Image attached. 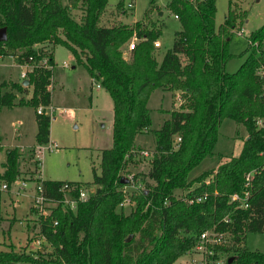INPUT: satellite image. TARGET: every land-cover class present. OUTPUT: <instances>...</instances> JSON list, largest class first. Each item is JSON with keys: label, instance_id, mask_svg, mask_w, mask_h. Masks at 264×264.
I'll return each instance as SVG.
<instances>
[{"label": "trees", "instance_id": "16d2710c", "mask_svg": "<svg viewBox=\"0 0 264 264\" xmlns=\"http://www.w3.org/2000/svg\"><path fill=\"white\" fill-rule=\"evenodd\" d=\"M107 2L0 0V28L7 31L0 56L34 66L27 72L29 85L0 81V108L32 107L37 145L50 142L52 117L46 109L51 106L56 44L71 51L92 84L97 81L113 102L112 145L100 151V173L93 169L95 191L75 210L57 205L39 217L37 232L45 245L35 252L11 245L0 248V264H174L209 229L227 234L208 257L214 264H264V251L245 244L248 233H264V71L259 73L264 70V23L249 33L246 57L230 73L225 69L233 57L229 44L244 12L229 8L215 29L216 0H170L167 8L178 16L181 28L158 59L154 42L160 28L149 27L145 19L132 25H101ZM76 9L81 11L79 20L73 16ZM134 36L138 40L125 55L123 46ZM41 60L46 63L39 64ZM158 88L179 91L181 104L153 131L147 180L132 188L131 181L122 178L130 175L128 165L140 158L142 148L134 139L149 129L147 103ZM224 118L247 131L240 153L188 180L192 168L212 153ZM20 159L17 147L7 149L0 178L15 182L21 174ZM248 172L251 195L248 207L240 208L230 196L247 189ZM63 182L42 180L46 195L60 199ZM67 182L78 188L83 184ZM197 196L205 198L185 200ZM126 199L134 205L128 213L120 206ZM223 253V261L216 263Z\"/></svg>", "mask_w": 264, "mask_h": 264}, {"label": "rangeland", "instance_id": "374dc122", "mask_svg": "<svg viewBox=\"0 0 264 264\" xmlns=\"http://www.w3.org/2000/svg\"><path fill=\"white\" fill-rule=\"evenodd\" d=\"M169 1L134 0V6L128 7L129 0H108L99 22L101 25L102 20L104 25H132L145 19L149 27L157 26L161 30L158 38L161 45L157 47L155 54L160 59L171 48L175 31L181 28L178 19L167 8ZM229 8L245 13L244 19L238 20L229 44L233 57L227 62L225 69L231 73L238 69L246 57L244 51L247 36L264 23V0H216L215 29L223 23ZM73 16L79 20L81 11L74 10ZM129 42L123 46L124 54L129 53ZM53 48L52 103L55 109L52 112L50 108L46 110L51 112L49 141L54 147L41 155V175L43 179L81 182L83 188L90 193L96 188L92 183L93 169L100 173V151L112 145L113 102L103 88L96 86L99 84L97 81L91 83L88 71L84 65L76 62L70 50L62 44H56ZM63 62L67 63V67L63 66ZM73 66L75 67L72 68ZM20 72L21 68L12 56L0 58V81H18L21 79ZM30 93L31 88L25 97ZM180 104L179 91L159 88L153 90L147 103L151 123L148 131L135 136L136 147L149 152L153 150V131L159 129L163 121L169 118V113L179 109ZM35 130V110L32 107H1L0 136L4 146L0 149V159L4 158L8 145L31 146L35 141ZM246 138L247 131L242 124L224 118L212 153L192 168L188 180H193L204 171L215 169L219 163L238 155ZM31 152L32 150L28 151L23 160L20 159V179L35 178L36 162ZM148 158L136 157L135 162L127 167L126 172L136 175L137 182L147 180L144 173L148 170ZM125 177L130 179L128 174ZM31 187L33 183H29L28 188ZM1 198L6 199V202L1 203L0 207V248L8 249L11 245L16 250L23 248L34 252L42 248L45 242L37 232V214L32 209L31 198L16 197L10 192L0 194ZM133 206V203L126 202L122 210L128 213ZM245 244L249 249L264 251V233H248ZM225 255L220 254L216 263L222 262ZM174 264L214 263L200 252L192 250L179 257Z\"/></svg>", "mask_w": 264, "mask_h": 264}, {"label": "built area", "instance_id": "2783aa9c", "mask_svg": "<svg viewBox=\"0 0 264 264\" xmlns=\"http://www.w3.org/2000/svg\"><path fill=\"white\" fill-rule=\"evenodd\" d=\"M128 7H133L134 6V0H129L127 3ZM176 19H178L177 15H174ZM242 31L239 33L241 34ZM138 38L135 36L131 38L127 51L130 52L133 48L135 43L137 42ZM155 47L160 46V42L157 40L154 42ZM127 55V53L125 54ZM2 56H0L1 58ZM46 60H41L39 64H45ZM20 68V76H21V82L28 79L27 77V72L31 71L33 69V62H22V63H17ZM63 66L67 67V63L63 62ZM260 74H263V69L259 70ZM97 87H101L100 84L96 85ZM51 109V112L54 110L52 106L49 107ZM63 111L65 109H62ZM50 112V113H51ZM37 113H41V108L37 109ZM49 113V114H50ZM259 124L262 123V120L258 121ZM180 138H176V142L179 141ZM48 144V145H47ZM47 144H38L32 149V153L34 156V160L36 162V169H35V178L33 180H25V179H20L18 178L15 182L10 184L8 181H6L3 178H0V194H6L7 192L12 193L16 197H29L31 198L32 202V209L35 211L37 214V220L39 217H46L52 212V209L54 206L61 205L64 208H68L70 210H75L77 203L79 201H85L88 199L89 195L92 193H88L83 186H80L79 188L76 187L75 184L64 181L61 186L59 187V191L62 194V197L60 199H53L50 198L46 195L43 185H42V178L41 171H40V166L42 163L41 155L46 151V150H51L54 146L49 143ZM1 146V144H0ZM138 155L140 157H150V152L148 150L142 149L138 151ZM130 177L131 181V187L132 188H139L140 187V182H137L136 179L133 178V176L130 174L128 175ZM252 178V173L248 172L245 176V186L247 189L243 191L242 194L239 193H233L231 194L230 198L232 201L237 202L239 204V207L241 208H246L248 207L247 200L251 195L250 189L248 188L250 181ZM29 183H33V187L28 188ZM15 185V186H14ZM14 186V187H13ZM78 190V194L75 195V191ZM205 198V196H197L194 198H185L189 203L192 202H200ZM126 202H129V200H125L123 203L120 204V206H123ZM1 203H5V199H0V207ZM56 224V221H54V225ZM226 235L224 232H218L215 231L214 229H209L205 230L200 233L197 244L195 248L193 249L194 252H200L203 254L206 258L210 257L213 255L214 250L213 247L214 245H218L221 243H224L226 241Z\"/></svg>", "mask_w": 264, "mask_h": 264}, {"label": "crops", "instance_id": "0c3cea01", "mask_svg": "<svg viewBox=\"0 0 264 264\" xmlns=\"http://www.w3.org/2000/svg\"><path fill=\"white\" fill-rule=\"evenodd\" d=\"M101 23H102V25H104V21H103V20H102ZM113 24H114V23H110L109 25H113ZM109 25H106V26H109ZM160 45H161V44H160ZM52 50H54V48H52ZM53 59H54V57H53ZM74 67H75V66H73L72 68H74ZM89 76H90V75H89ZM90 80H91V83H92V79H91V77H90ZM18 81H20V80H18ZM98 88H102V87H98ZM51 106H52V108L55 109V106H53V103H52V98H51ZM35 124H36V120H35ZM36 131H37V124H36V130H35V133H34V138H35ZM0 144H1V146H0V149H1V148H3V146H4V144L2 143L1 136H0ZM36 145H37V144H36V141H34V143L31 144V146H27V145H24V144H21V145L11 144V145H8V146L6 147V150H7V149H10V148H13V147H17V148L19 149V152L21 153V160H23V158L27 156L28 151H31ZM138 146H140V145H138ZM29 148H30V149H29ZM25 150H27V151H25ZM24 151H25V152H24ZM31 154H32V152H31ZM5 160H6V154L4 155V158H3V159H0V174L2 173L1 170L4 171L3 164H4ZM19 178H21V176H19ZM14 186H15V185H14ZM14 186H13V187H14ZM5 202H6V199H5Z\"/></svg>", "mask_w": 264, "mask_h": 264}, {"label": "water", "instance_id": "95a60500", "mask_svg": "<svg viewBox=\"0 0 264 264\" xmlns=\"http://www.w3.org/2000/svg\"><path fill=\"white\" fill-rule=\"evenodd\" d=\"M6 39H7V31H6L5 27H2V28H0V42L5 41ZM23 85H29L28 79L23 81ZM122 180L125 183H127L129 181V179L126 177H123Z\"/></svg>", "mask_w": 264, "mask_h": 264}]
</instances>
